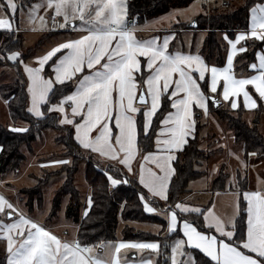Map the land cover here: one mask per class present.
<instances>
[{
  "label": "snow or ice",
  "instance_id": "1",
  "mask_svg": "<svg viewBox=\"0 0 264 264\" xmlns=\"http://www.w3.org/2000/svg\"><path fill=\"white\" fill-rule=\"evenodd\" d=\"M41 11L45 15H39ZM17 13L22 20L26 17L33 30H44L50 19L52 31L65 29L70 23L75 28V22L79 21V30L86 33L53 46L37 58L39 67L24 65L20 51L7 50L6 55L0 52V60L11 61L24 69L29 95L27 112L37 121L43 120L46 115L44 106H47L48 113L60 114V125L74 129L80 147L112 161L113 165L105 168L103 173L110 189L130 183L126 177L121 179L120 174L125 169L131 176L138 175L139 185L148 193L147 197L142 192L139 194L144 212L165 218L166 239L178 230L182 238L163 245L164 249H171L170 255L161 252L158 243L121 242L114 248L101 244L94 252L97 246L82 244L78 239L62 241L0 196V242L5 245L7 264H121L118 254L122 249H150L156 254V259L142 258L140 264H161V255L164 256L163 264H264V190L243 191V199L247 202V228L239 236L235 216L228 219L218 217L213 211L214 206L201 209L182 202L170 203V183L176 174L172 162L178 159L176 154L189 144L188 137L195 138L193 108L201 109L207 117L210 114L209 100L212 106L219 107L216 96L220 95L221 81L223 100L229 102L232 109L238 104L229 98L241 95L245 109L257 107L246 90L248 85L264 100V54H256L258 66L256 63L250 65L258 75L240 79L233 75L237 45H240L239 52L247 51L246 35L237 34L234 40L225 35L230 46L226 66L209 69L199 54L170 51V41L175 39L173 35H166L162 42L157 38L138 40L134 35L137 25L128 19L127 0H41L40 3H28V0H20V3L6 0L5 3L0 0V30H6L9 35L19 31V26H14ZM250 18L253 44L256 40L264 42V0L250 8ZM191 25L195 26V21H191ZM46 65L51 67L52 78L45 79L42 75ZM209 71L210 79H206ZM194 74H198V79ZM69 82L74 85L70 93L67 92ZM141 83L146 91L141 88ZM204 84L214 95L204 93ZM56 85L65 91L61 92ZM58 93L60 99L53 103ZM165 96L175 112L168 113L161 121L162 127L155 139L156 151L145 149L147 154L142 155V160L153 167L146 168V163L142 162L137 173L133 161L140 151L137 120L140 107L134 101L138 100L145 109L143 133L150 138L153 117ZM9 103L10 100H5L6 105ZM9 130L26 133L29 128L13 126ZM53 163L67 164L69 161ZM116 165L122 167L117 170ZM114 170L117 171L115 176L110 174ZM228 184L230 190H237L235 195L239 200L242 191L239 180L233 176ZM156 199L164 201L167 207L161 208ZM88 204L89 207L93 204L91 197ZM236 212L237 215L241 212L239 203ZM193 217H203L202 227L212 234L198 230ZM189 249L198 250L206 259L197 261ZM105 251L109 259L101 256L100 253Z\"/></svg>",
  "mask_w": 264,
  "mask_h": 264
},
{
  "label": "trees",
  "instance_id": "2",
  "mask_svg": "<svg viewBox=\"0 0 264 264\" xmlns=\"http://www.w3.org/2000/svg\"><path fill=\"white\" fill-rule=\"evenodd\" d=\"M37 1L28 0V3H35ZM192 1L194 0H127L128 19L141 23L165 15L172 9L187 7ZM257 2L259 0H244L243 5L234 10H228V5L226 7L222 6L220 9L216 8L212 14L199 16L195 19V28L180 25L178 26L179 28H175L173 31H178L177 33L180 32L179 30L204 31L206 35L202 48L199 51L200 56L208 65L223 67L227 42L222 35L225 34L233 38L235 32L247 30L250 8ZM248 42L246 45L247 51L243 52L235 60V75L248 73V67L253 63L255 53L264 46V42L262 41H255L254 44ZM35 48L23 52V38L20 32L17 31L9 35L7 32L0 31V52H3L5 55L7 54V50L20 51L23 63H25V61L27 62L33 56ZM0 68H10L14 70L16 75L14 82L0 86V97L4 101L10 100V103L7 104L10 118L13 123L19 121L27 123L29 128V131L26 133H14L0 124V148H2L0 150V177L18 171L25 160L22 149L25 148L31 153L32 145L36 142L37 136L47 130H54L59 133L55 139V144L62 146L64 149L60 158H69L71 160V166L64 165L59 172L45 174V177L43 176L42 179H37V183L33 188L23 189L19 192L21 196L26 197L25 206L28 212L32 214L35 207L41 208L45 186L53 175L64 173L65 181L54 194L49 219L60 211L62 200L67 198L66 218L77 226L76 238L82 244L98 247L102 243L115 241L118 217L120 216L121 220L126 224L122 230V241L137 243L156 242L161 245V252H166L170 255V248L164 249L163 245L170 244L175 238H180L181 234L179 231L166 239L161 237V234L156 236L136 231L133 227L129 226V223H148L161 226L160 233H164L167 230V223L164 220L144 212L143 204L139 200V194L142 192L146 196V193L135 177H128V174L123 171L120 174L121 179L126 177L130 183L128 185L121 184L116 189H110L103 173L105 168L111 167L113 164L107 162L101 165L95 161L94 156L82 150L75 140L74 129L69 125H60L58 114L48 113L47 106H44L45 119L37 121L36 118L32 117L27 112L28 94L21 66L18 64L14 65L10 61L0 60ZM50 69L51 67L46 65L45 77H51ZM73 87L72 82H69L67 92L70 93ZM56 88H59L61 92L65 91L60 85H56ZM202 90L206 95L209 94L206 84L203 85ZM59 99L60 94L58 93L53 103ZM169 110L170 103L164 97L161 108L158 110L156 116L153 117L150 138H146L143 133V113L138 114V143L142 154H147L145 149L149 151L154 150L160 123ZM210 111L220 120L226 122V127L232 133L235 143L242 145V155L245 161L249 160V153L254 152L257 153L256 156H264V137L258 133L256 126H249L243 122L240 115L241 110L237 114L238 119L232 118L230 116L231 112L222 109V106L217 109L211 108ZM201 127L200 123L197 124L195 138L188 140L189 144L185 145L184 151L177 154L178 159L173 164L176 174L172 177L170 183V203L172 205L183 201L191 194L189 189L190 183L205 176L206 170L200 169L204 166L205 162L209 163V160L214 156L212 152L204 153L201 150L199 142ZM85 153L88 154L87 159H85ZM81 160H86L85 181L89 187L88 199L86 198V201H83L82 195L76 189L74 183L75 174ZM115 168L117 170L120 169L117 165ZM223 172V167H221L216 177L212 180L209 187L211 193L226 189L227 177ZM110 174L115 176L117 175V171L114 170ZM237 179L240 182L242 191H244L247 188V180H240L239 174L237 175ZM90 197L93 201L91 207L87 205V200ZM33 202L37 203V205H33ZM239 202L241 212L236 218L237 236L241 234L242 230L246 231V205L241 197ZM84 210H86L85 213L87 215H83ZM193 219L195 218L193 217ZM195 223L199 230H205L202 227L200 219L196 220ZM1 246L2 242H0ZM192 251L197 261L202 262L206 259L197 250ZM159 259L161 264H163L164 256L161 255ZM0 264H7L5 254H1V248Z\"/></svg>",
  "mask_w": 264,
  "mask_h": 264
},
{
  "label": "rangeland",
  "instance_id": "3",
  "mask_svg": "<svg viewBox=\"0 0 264 264\" xmlns=\"http://www.w3.org/2000/svg\"><path fill=\"white\" fill-rule=\"evenodd\" d=\"M6 3V0H4ZM41 0H38L35 3H40ZM244 0H194L187 7L176 8L170 10L165 15L143 21L141 23L135 22L137 25V30L135 31V37L140 41L149 40L152 38H157L159 42L163 41V37L166 35H173L177 38L170 41V51H180L181 49L185 53L197 54L203 45V41L205 38V32L197 31L189 32L187 30L181 31L177 33L176 31H172L175 28H179L178 26H188L191 25V21H195L199 16L209 15L216 8L226 7L228 10H234L241 5H243ZM17 3H20V0H17ZM8 15H12L9 13ZM39 15H45L43 11L39 13ZM60 22H63L62 18H58ZM71 24V23H70ZM74 29L78 30L71 34V29L69 27L65 29H58L56 31H52V23L51 20L48 19L47 25L44 30L36 29L33 30V26L27 22L26 17L21 18L20 14H15V25L19 26V31L23 38V48L26 52L28 49H34V54L28 61H25V65L30 67H38L35 60L38 57L43 56L49 51L53 46L59 44L60 42L67 41L69 39H77L82 34L79 30L80 22L76 21ZM184 28V27H182ZM4 31V30H3ZM4 32H7L6 30ZM182 32V33H181ZM181 35V36H179ZM160 38V39H159ZM11 62V61H10ZM13 63V62H12ZM22 73L24 75V79L27 87V76L24 73V69L22 68ZM54 75L51 76V78ZM244 76H237L235 78L240 79ZM16 79V75L14 70L10 68H0V86L3 84H7L10 82H14ZM250 88V87H249ZM246 88L249 91L252 98V93L250 89ZM212 94V93H211ZM236 100V97H230ZM221 100V99H220ZM256 101V100H255ZM237 102H241L244 106L243 96H240V99H237ZM151 103V102H150ZM149 103V106H150ZM257 103V102H256ZM29 104V102H28ZM28 107V105H27ZM239 107V105H238ZM222 109H224L222 107ZM245 109V108H244ZM225 110V109H224ZM229 111V110H226ZM71 111L68 109V115L71 117ZM231 112V111H229ZM245 114L241 110L240 115L247 125L256 126V130L259 134L264 137V112L259 108L257 103V107L255 109H245ZM57 113V112H52ZM226 113V112H225ZM58 114V113H57ZM231 117L234 119H238V113L231 112ZM59 119L60 114H58ZM200 124L202 127L200 128L199 133V142L201 145V150L204 153L212 152L214 156L209 160L210 162H205L204 166L200 170H206V174L199 180L192 182L190 184L191 190H197L199 193L202 190H209V187L212 183V180L216 177L219 172V169L223 167L224 174L226 175V188H229L228 181L232 179L233 176L237 178V175H240V180H247V189L250 191L264 190V156H252L249 155L248 161L243 159V155L240 152L242 150V145L240 143L236 144L235 139L233 138L232 133L226 127V122L220 120L214 114H209L207 117L205 115L200 114L199 116ZM258 123H255V122ZM0 124H2L7 129L11 127L18 128H28V124L25 122H17L13 123L7 105L5 101L0 97ZM58 132L54 130H47L38 135L36 138V142L32 145V152L29 153L27 149L23 148L22 153L25 155V160L20 166V169L14 173L4 175L0 177V196L5 197L8 201L16 205L18 208L23 207L26 210V214L28 218H31L35 222L43 225L46 230L53 232L59 239L62 241H73L77 240V234L73 233L75 231L74 223L66 218V205L68 204L67 198L63 199L60 205V211L54 217L49 219V214L52 210V202L55 192L60 188V186L65 181V174H56L53 175L49 180V183L45 186L43 190V202L41 208H34L33 214H30L26 208L23 206L25 203L26 197L21 196L19 193L23 189L33 188L37 179H42L45 174L48 173H56L59 172L62 166L68 165L71 166V160L60 158L64 149L62 146H57L55 144V139L58 136ZM85 159H87L88 154L85 153ZM98 157H94L97 161ZM67 160L69 163L67 164H56L54 161ZM86 160H81L78 165L77 173L75 174V187L82 195L83 201H86L89 187L85 181V168H86ZM99 164L104 165V162H99ZM96 162V163H97ZM128 177H133L127 175ZM88 199V198H87ZM19 200L21 202H19ZM226 200V199H225ZM88 201V200H87ZM212 202L211 196H205V199H202L200 205L203 204L205 207L208 206V203ZM33 205H37V203L33 202ZM161 204L160 207H166L165 203ZM24 210V211H25ZM228 219L230 215L226 214L225 209L222 210ZM221 213V212H220ZM25 214V215H26ZM26 215V216H27ZM160 219L167 221L162 215H155ZM126 224L121 220L120 216L118 217V225L116 229V240L102 243L104 245L114 246L118 245L122 241V230ZM129 226L133 227L136 231L150 233L152 235H160L161 237H166V231L164 233H160L161 226L156 224H148V223H129ZM204 229V228H203ZM199 230V228H198ZM202 230V229H201ZM205 233L211 235L212 233L208 231V229L202 230ZM214 232V229H213ZM158 233V234H157ZM76 238V239H75ZM182 238V237H180ZM176 239V238H175ZM174 239V240H175ZM178 239V238H177ZM173 240V241H174ZM172 241V242H173ZM171 242V243H172ZM128 243V242H125ZM170 243V244H171ZM1 254L4 255L5 245L2 244ZM97 248H94V252L97 251ZM194 249L188 250L191 255L194 257ZM171 254V249H169ZM101 256L105 259H109V254L105 251L100 253ZM133 254H137L136 259H132L131 256ZM121 264H140L142 258H153L156 259V254H151L146 250H136V249H122L118 254Z\"/></svg>",
  "mask_w": 264,
  "mask_h": 264
},
{
  "label": "crops",
  "instance_id": "4",
  "mask_svg": "<svg viewBox=\"0 0 264 264\" xmlns=\"http://www.w3.org/2000/svg\"><path fill=\"white\" fill-rule=\"evenodd\" d=\"M250 23H251V18H250V12H249V22H248V24H249V26H248V29L247 30H245V31H237V32H235V34H234V36H233V40L235 39V36L237 35V34H240V33H243V34H245L246 35V37L248 38L247 39V41H249L248 43H253V40H252V38H251V36H250ZM74 29V28H73ZM0 31H3V30H0ZM5 31V30H4ZM76 31H78L77 29L76 30H72L71 29V34L72 33H74V32H76ZM173 31V30H172ZM183 31H185V30H183ZM187 31H189V32H194V33H196L195 32V30H187ZM200 32H202V31H200ZM204 32V31H203ZM182 33V32H181ZM206 34V33H205ZM179 36H181V35H179ZM223 37H225V34H223L222 35ZM165 37V36H164ZM163 37V38H164ZM175 38H177V37H175ZM160 39V38H159ZM225 39V38H224ZM257 41H259V40H256V42ZM226 42H227V49L230 47L229 46V44H228V41L226 40ZM244 42L242 41L241 42V44H243ZM239 48H240V45L238 44L237 45V51H236V54H235V56H234V61H233V75H234V78H235V73H234V67H235V60H236V58L239 56V55H241L243 52H239L238 50H239ZM181 52H183V50L181 49L180 50ZM184 54H192V53H190V52H188V53H185V52H183ZM257 53H261V54H264V46L262 47V49L261 50H258L256 53H255V59H254V61H253V63H256L257 64V66H258V61L256 60V54ZM197 54H199V52L197 53ZM193 55H195V54H193ZM200 55V54H199ZM226 55H227V51H226ZM226 55H225V62H224V66H226ZM201 57V56H200ZM202 58V57H201ZM142 62H144V58L143 57H140L139 58ZM203 59V58H202ZM204 60V59H203ZM37 61V59L35 60V62ZM253 63H251V64H253ZM24 65H25V63H23ZM36 64H38L37 62H36ZM250 64V65H251ZM250 65H249V67H248V73H246V74H237V76H244L243 78H247V77H249L250 75H258L259 73L257 72V71H255V70H252V69H250ZM207 66L209 67V69L211 68V67H213L212 65H208L207 64ZM223 66V67H224ZM38 67H39V65H38ZM46 67V66H45ZM216 67V66H215ZM223 67H217V68H223ZM23 67L21 66V69H22ZM50 71H51V76L52 75H54L53 73H52V70L50 69ZM85 71H87V69H85ZM42 75H44V73H42ZM137 75L139 76V73H137ZM147 75V73L145 72V76ZM195 76H196V78L198 79V74H194ZM44 78L45 79H49V78H51V77H45V75H44ZM206 79H210V71L208 72V73H206ZM222 81L220 82V86L218 87V92L220 93V95H217L216 97L219 99V101H221V106L225 109V110H229V111H231V112H239L240 110H242L244 113L243 114H245L246 112H245V109H244V106H243V104L241 103V102H237V99H240V96H237L236 97V102H237V104L239 105V107H237L236 109H232L231 108V106H230V103L229 102H226V101H224L223 100V97H222ZM141 86V88H144V86H143V84H141L140 85ZM250 87V88H249ZM246 88H249L250 89V92L252 93V95H253V97L255 98V100H256V102L258 103V105H259V108L260 109H262V111L264 112V100H261L260 99V97L258 96V94L255 92V90L254 89H252V87H251V85H248V86H246ZM144 90L146 91V88H144ZM209 92V91H208ZM28 94V93H27ZM208 95H214V94H211L210 92H209V94ZM165 98H167V96H165ZM221 99V100H220ZM230 100H232V98H229ZM169 101V100H168ZM28 102H29V95H28ZM150 103V100H148V104ZM169 103H170V101H169ZM134 104L135 105H137L136 104V101H134ZM28 106H29V104H28ZM140 107V111L137 113V116H138V114H140L141 112L143 113V111L145 110L144 109V107L143 106H139ZM141 108H143V109H141ZM211 108H213L212 107V105L210 104V102H209V113L210 114H212L211 113ZM214 109V108H213ZM69 110H70V108H69ZM193 111H194V113H195V115H194V119L196 120V126H197V124H199L200 123V119H199V116H200V114H203L204 115V113H203V111L201 110V109H197V108H193ZM170 112H175V109H172L171 108V106H170V110L167 112V114L168 113H170ZM71 113V112H70ZM57 114V113H56ZM59 114V113H58ZM167 114L163 117V119L167 116ZM61 117V116H60ZM162 119V120H163ZM255 123H258V122H255ZM113 127H114V123H113V125H112ZM161 127H162V125H161V123H160V126H159V129H158V132L160 131V129H161ZM157 132V133H158ZM195 134H196V130H195ZM74 137H75V133H74ZM189 139H192V137H188V140ZM81 149L82 150H84L85 152H87V153H89V154H91L92 156H94V157H98L97 158V161H99V162H104V163H112L113 164V162L112 161H109V160H107L106 158H101L98 154H94V153H90V152H88V151H86L85 149H83L82 147H81ZM156 151V145H155V148H154V150L152 151V152H155ZM241 153H242V150L240 151ZM179 153V152H178ZM177 153V154H178ZM176 154V155H177ZM142 155H144V154H142L140 151H139V153H138V155H137V159L136 160H134L133 161V167L134 168H136V170H137V173H138V171H139V164L140 163H142V162H144L143 160H142ZM96 161V160H95ZM174 162H175V160L172 162V164H174ZM144 163H146V162H144ZM118 167H122V166H120V165H117ZM147 167H153L151 164H147L146 163V168ZM126 173H127V171H126V169L124 170ZM128 174V173H127ZM128 175H130V174H128ZM131 176V175H130ZM133 177H135V179L137 180V182H138V175L137 176H133ZM199 180V179H198ZM193 182H195V181H193ZM192 183V182H191ZM190 183V184H191ZM190 186V185H189ZM142 187V186H141ZM189 189H190V187H189ZM144 191H145V193H146V197L148 196V193H147V191H146V189H144ZM190 191H191V194L189 195V196H187L183 201H181L182 203H184V204H186L187 206H191V207H199V208H201V209H208V208H213V206H214V208H213V211H214V213L218 216V217H222V218H224V219H227L226 218V216H225V214L222 212V210L223 209H225V211H226V214H228V215H230V217H233V216H235L236 218H237V212H236V206H237V203H239V205H240V202H239V200H240V197L243 199V191H241V193H240V196H239V200L237 199V196L235 195V193H236V189L235 188H232L231 190L229 189V188H226L224 191H218V192H215V193H211L208 189L207 190H204V192L202 191V190H200L201 192H199V193H197L196 191L197 190H191L190 189ZM244 191H250V190H248L247 188L244 190ZM205 196H211V198H212V202L211 203H208V206L207 207H205V205H203V204H201L200 205V202H201V200L202 199H205ZM226 199V200H225ZM244 200V199H243ZM19 202H21L20 200H19ZM151 202V201H150ZM156 202H158V203H164V201H160V200H158V199H156ZM245 202V205H246V228H247V202L246 201H244ZM178 203H180V202H178ZM25 205V203H23V206ZM87 205L89 206V204H88V201H87ZM22 205H20V210H21V212L25 215L26 214V210L23 208V207H21ZM167 207V206H166ZM66 208V207H65ZM163 208H165V207H163ZM25 210V211H24ZM177 211H179V210H177ZM85 212H86V210H84V212H83V215H85ZM221 212V213H220ZM32 214H33V212H32ZM27 215V214H26ZM25 215V216H26ZM29 215V214H28ZM28 215L26 216V217H28ZM151 215H157V214H151ZM195 218V217H194ZM198 219H200V221L202 222V225H203V217H199ZM198 219H194L195 221L196 220H198ZM74 226H75V231L73 232V233H77V226L74 224ZM205 229H207V228H205ZM179 231V230H178ZM149 233V232H148ZM52 234H54L53 232H52ZM180 234H181V237H182V233L180 232ZM76 239V238H75ZM74 240V239H73ZM121 241H122V239H120ZM122 242H125V241H122ZM132 243H137V242H132ZM147 243H156V242H147ZM2 244H4L3 242H2ZM146 250V249H145ZM189 250H191V249H189ZM195 250V249H194ZM147 251L149 252V253H151V254H155V253H152L151 252V250L150 249H147ZM198 251V250H197ZM4 254H5V256L7 255L6 254V252H4ZM133 255H135L136 256V258H137V254H133ZM132 259H133V257H131ZM6 263H7V260H6Z\"/></svg>",
  "mask_w": 264,
  "mask_h": 264
},
{
  "label": "water",
  "instance_id": "5",
  "mask_svg": "<svg viewBox=\"0 0 264 264\" xmlns=\"http://www.w3.org/2000/svg\"><path fill=\"white\" fill-rule=\"evenodd\" d=\"M77 24H75V26H76ZM190 27H192V28H195L196 27V22H195V26H192V25H189ZM70 29H73L74 27L72 26V24H69V26H68ZM143 90H144V88H142ZM145 91V90H144ZM208 96H211V95H208ZM216 99H218L217 97H216ZM219 100V99H218ZM209 102H210V104H211V101L209 100ZM220 103H219V107L221 106V101H219ZM147 103H148V101H147ZM136 104L138 105V106H143V105H140V103H139V101L137 100L136 101ZM212 105V104H211ZM214 109H217V108H219V107H215V106H212ZM257 122V121H256ZM131 257H133V259H136V256L135 255H132Z\"/></svg>",
  "mask_w": 264,
  "mask_h": 264
}]
</instances>
